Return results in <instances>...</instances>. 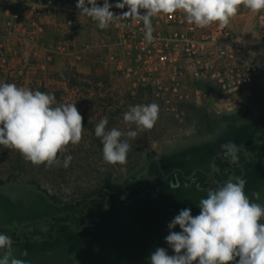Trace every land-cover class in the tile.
Segmentation results:
<instances>
[{"label": "rangeland", "instance_id": "374dc122", "mask_svg": "<svg viewBox=\"0 0 264 264\" xmlns=\"http://www.w3.org/2000/svg\"><path fill=\"white\" fill-rule=\"evenodd\" d=\"M77 2L0 0V84L8 83V73L24 74L11 83L54 94L57 104L75 103L84 125L79 144H69L51 167L0 145V233L11 237L12 255L25 264H150L156 248L174 254L165 241L168 223L185 208L198 215L208 190L229 178L245 179L246 195L264 206V43L246 36L247 56L259 72L244 88L242 104L233 106L205 84L168 113L151 91L132 88L117 69L126 48L122 31L100 29L79 14ZM243 8L233 23L252 28ZM150 103L159 105L152 129L124 122L130 106ZM104 117L106 130L138 132L135 139L122 137L131 145L125 164L103 161L95 126ZM249 121L258 135L246 146L251 126L238 123ZM69 154L73 159L64 167ZM5 193L14 205L3 200ZM28 234L53 242L30 241Z\"/></svg>", "mask_w": 264, "mask_h": 264}, {"label": "clouds", "instance_id": "9594fccd", "mask_svg": "<svg viewBox=\"0 0 264 264\" xmlns=\"http://www.w3.org/2000/svg\"><path fill=\"white\" fill-rule=\"evenodd\" d=\"M243 6L252 13L264 11V0H118L115 5L104 0H78L76 8L97 22L100 29L131 18L143 22L145 39L151 43L152 19L171 18L182 13L185 21L198 28L216 23L227 27ZM128 11L117 15L111 8ZM143 10V14H141ZM159 116L157 103L130 106L123 114L128 125L139 131L154 127ZM107 117L95 126V135L101 138L103 161L108 164H125L131 149L128 138L135 139L138 132L126 133L117 128L106 130ZM84 131L83 116L76 104L56 103L54 94L33 91L15 83L0 84V145L18 151L33 165L48 167L58 164V156L67 151L69 144L76 145ZM235 162L236 145L227 146ZM73 157H64L68 167ZM246 180L229 178L218 187L210 188L207 197L198 206L200 212L193 216L191 209H182L169 223L165 237L174 254L159 247L151 254L150 264H264V206L250 200L245 193ZM252 196L258 200L259 193ZM179 226V232L173 231ZM13 241L0 233V264H25L12 255Z\"/></svg>", "mask_w": 264, "mask_h": 264}, {"label": "built area", "instance_id": "2783aa9c", "mask_svg": "<svg viewBox=\"0 0 264 264\" xmlns=\"http://www.w3.org/2000/svg\"><path fill=\"white\" fill-rule=\"evenodd\" d=\"M117 2L109 0L112 5ZM46 10L50 13L51 7L46 6ZM112 11L120 15L128 9L112 7ZM248 11L257 41L264 43V11ZM30 14L37 18L41 12L32 10ZM233 24L231 19L224 28L216 23L198 28L188 24L179 12L171 18L155 17L151 43L145 39L142 21L127 18L111 24L122 31L121 39L126 44L117 69L132 88L151 91L168 113L176 112V107L188 98L189 90L205 84L238 106L244 102L243 89L253 81L259 67L247 56L248 35ZM57 48L65 50L63 45Z\"/></svg>", "mask_w": 264, "mask_h": 264}, {"label": "crops", "instance_id": "0c3cea01", "mask_svg": "<svg viewBox=\"0 0 264 264\" xmlns=\"http://www.w3.org/2000/svg\"><path fill=\"white\" fill-rule=\"evenodd\" d=\"M234 26H235V29L236 30H238L239 32H242V33H245L246 35H248L249 37H254L255 36V33L253 32V30H252V28L250 27V26H247V27H245L246 26V24H244V22H242V21H238V22H235L234 24H233ZM242 98L245 100V92H244V89H243V93H242ZM253 121H249V122H239L238 124H241V125H248V126H251L250 127V129H249V137L247 138V140L249 141L248 143H247V145L246 146H249V145H251L253 142H254V140H255V138H256V136L258 135V130H257V128L254 126V125H252L253 123H252ZM36 197H38V198H40L41 200H43L41 197H39V196H37L35 193H33ZM8 194H4L3 196H2V198H3V200H9V204H12V205H14L15 204V202H12L13 200H11L8 196H7ZM44 203H45V201H43ZM8 203L6 204V206L7 205H9ZM48 207H50L47 203H45ZM50 208H52V207H50ZM53 214H54V212L53 213H51L50 215H49V217H53ZM48 218V217H47ZM47 218H45V219H47ZM34 231H39V230H34ZM29 235V234H28ZM30 235H32V237L30 236ZM29 236H27V237H29L28 239H30V241H44V240H47L48 242H53V239H45V238H42V237H38L37 235H34V234H30Z\"/></svg>", "mask_w": 264, "mask_h": 264}, {"label": "trees", "instance_id": "16d2710c", "mask_svg": "<svg viewBox=\"0 0 264 264\" xmlns=\"http://www.w3.org/2000/svg\"><path fill=\"white\" fill-rule=\"evenodd\" d=\"M1 51V50H0ZM2 52V51H1ZM24 74H20V73H18V72H16V73H8V75H6V80H7V82L8 83H11V82H14L15 80H23L24 78ZM13 80V81H12ZM198 87H200V86H198ZM227 122H228V120H227ZM234 123V122H233ZM218 159H220L221 160V158H218ZM181 172V171H180ZM183 173V172H182ZM185 174V173H184Z\"/></svg>", "mask_w": 264, "mask_h": 264}]
</instances>
